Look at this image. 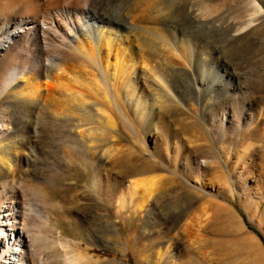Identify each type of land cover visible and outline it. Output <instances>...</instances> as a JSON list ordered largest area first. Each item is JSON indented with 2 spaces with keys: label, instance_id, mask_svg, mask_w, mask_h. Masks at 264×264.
Instances as JSON below:
<instances>
[{
  "label": "bare ground",
  "instance_id": "1",
  "mask_svg": "<svg viewBox=\"0 0 264 264\" xmlns=\"http://www.w3.org/2000/svg\"><path fill=\"white\" fill-rule=\"evenodd\" d=\"M174 2H179L183 6L190 23L180 24L165 18L169 3ZM152 3V7L143 8L141 14L135 15L128 11L124 18L115 19L110 15H102L98 13L99 11L98 16L91 17L93 0H0V101L35 103L45 108L47 118L49 114L58 122L56 123L59 126L56 127H59L61 131L59 133L69 148L62 153V159L60 158V162H63L62 168L68 166L67 161L74 163L77 161L92 168L91 177L85 182L79 199L84 213H91L93 221L97 220L105 226L113 222L109 212L111 204L116 203L119 208L140 209L152 197L154 204L160 209L158 214L168 218L181 210L182 206H191L196 197L217 198L223 195L225 189L227 192L229 187L226 188L224 185L231 184L225 175V178L219 177L220 180L218 178L209 185L202 183L198 185L189 179L188 172L198 169L200 158L209 161L207 164L209 167H219V164H224L229 159L227 157L223 159L221 156L228 152L229 147L226 149L225 145L218 143L219 137L217 139L210 136V133L206 132L207 129L203 133L196 128L197 126L205 128V115L212 114L218 109L222 110V115L220 120L215 122L220 124L221 134L224 135L228 128H233L235 125L231 121L228 124L224 121L229 120L226 117L227 112H237L231 103L234 99L233 104L238 102L239 96L236 92L245 84L243 78H246L248 73L237 68L247 66L249 61L253 60L257 64L264 63V39L259 44V49L263 53L258 56L253 55L255 50L253 47L245 45L247 52L245 63L240 60L239 64H235L231 58L234 66L232 69L225 68V80L223 84H219L218 91L222 92V98L215 100L214 95L209 92L211 84L208 83L209 76L205 67L210 68L212 60H222L219 41L248 38L256 30L264 27L263 7L256 0H245L240 5L241 10L237 14L235 12L231 14L230 9L229 11L221 8L218 3L211 4L209 0H152ZM64 12L69 13V16L64 15ZM196 93L203 94L198 97ZM241 100L243 102V97ZM227 104L230 105L227 107ZM262 113V109L259 108L256 117ZM9 118L12 124L21 127L20 122H23L21 116L11 113ZM48 121L50 122V119ZM254 123L248 126L247 122H244L237 134V143L241 149L238 156H233L230 160V171L236 170L238 164L246 160L245 152L252 147L249 139L252 136L262 137L264 134L262 133L264 131L259 130L260 122ZM9 125L0 122L1 177L9 174L8 171L12 169L11 163L17 167L21 158L28 162L27 156L24 158L17 154L19 150L33 149L31 147L33 137L26 135L25 139L24 134L10 131L13 128H8ZM24 128L28 130L27 126ZM204 128L202 127L201 131H204ZM117 129H124L134 139L135 144L128 139L126 141L135 148L118 142ZM8 130L13 134H5ZM231 134L233 133L226 135L233 139ZM167 137L170 139L169 145L172 146L171 152L167 150L164 152L168 147V143L164 142ZM151 142L155 144L156 149L150 150ZM165 143L167 147L163 148L162 144ZM181 163L184 165L183 171L186 175L180 172ZM255 167L256 163L252 159L241 165V168L251 175L257 174L258 170L262 176L263 169L260 166L256 167L257 169ZM163 168L170 172V176L151 175ZM135 176L137 177L128 180V185H125V179ZM22 177L20 175L17 181L12 179V193L9 194L7 191L12 196L8 195L7 199L0 200V237L8 233L11 241H14L9 258L0 264H45L47 262H42L40 257L36 259L37 251L35 253L33 251L37 249L32 250L31 247L32 240L38 235L35 237L33 232L31 238L24 231L27 228L23 229L26 224L22 226L26 221L22 222L26 212L22 208H25L24 198H27L23 197L22 187L25 181ZM159 178L162 179L159 181ZM21 181L24 182L22 186ZM32 184L28 182L26 185H31L33 189L31 192L34 191L43 197L42 188L36 185L34 187ZM5 187L9 186L1 179V193ZM237 194L238 198L243 200L238 191ZM172 195L178 197L181 203L176 200L174 202L173 198L171 199ZM42 197H39L40 200L45 201V197ZM34 198L33 200L36 199ZM224 198L234 200L235 192L229 196L225 195ZM40 200H36V204ZM263 201L264 195L260 193L256 202L254 201V206L249 207L247 203H243L247 213L252 217L257 216V211H262L258 221L259 225L262 224L261 228L264 227V207L259 209ZM32 202L34 203L31 200L30 206L35 205ZM214 203L216 212L210 219L207 218L208 221L197 223L195 230L204 231L206 226L214 231L221 230L223 217L229 213L238 225L237 238H240L242 243L247 244L248 241L251 243L247 244L251 248H247L246 251L251 252L249 256L252 262L250 260L248 262L264 264L262 248L264 246L257 237L251 236L245 230L246 225L239 219L240 215L229 205L219 201ZM47 204L44 203L45 207ZM53 205L55 203L47 205V208L48 206L53 208ZM184 210L183 207L182 211ZM177 220L180 223L179 219ZM191 231L190 228L188 232ZM189 236L191 237L190 234ZM43 237L41 241L43 239L46 241L45 236ZM172 237H169L170 241L167 244L170 250L175 247V240ZM174 237L178 236L174 234ZM179 238L183 241L181 237ZM58 241L60 240L52 239L49 246ZM38 242V239L35 240L33 245L36 246ZM67 245L68 243L64 242L61 248L67 254L65 255L68 257L67 261L70 259L69 263L75 264L81 258L90 257L87 251L81 254L79 248L74 252L75 246L72 247L70 253H74L70 256V253H67L69 252ZM32 254H35L37 261ZM159 254L162 255V252L159 251ZM29 255L33 256H31L33 260L30 259L32 261H29ZM246 256L248 255H244ZM66 257L62 260L65 261ZM90 258L87 260L90 261ZM84 261L83 264L89 262ZM169 264L182 263L171 260Z\"/></svg>",
  "mask_w": 264,
  "mask_h": 264
},
{
  "label": "rangeland",
  "instance_id": "2",
  "mask_svg": "<svg viewBox=\"0 0 264 264\" xmlns=\"http://www.w3.org/2000/svg\"><path fill=\"white\" fill-rule=\"evenodd\" d=\"M150 1L152 3V0H132V1L131 0H93V6H91L92 11L90 14L91 17L98 16L97 14L100 13L102 15H110L115 19L116 18L121 19L124 18L125 15H127L128 11H132L133 14L135 15L141 14L144 11L143 8L145 7L148 8L149 6L152 7L153 3L151 4ZM209 1L211 2V4L218 3L221 8L222 7L226 8V10L230 9L231 11L230 10L229 11L231 14L233 12L237 14L238 11L241 10L240 5H242L245 2V0H209ZM256 1L259 2L264 9V0H256ZM178 4L179 2L177 3L174 2V4L169 3V7L167 13L165 14V18L167 17L166 19L168 21L175 23H180V24L187 22L190 23L189 18L187 17V15H185L183 6ZM66 12H64L65 13L64 15L69 16V13L67 14ZM263 39H264V27L256 30L255 33H252L248 38L236 39L230 41H219L220 44L218 42V44L220 45L219 52L221 54V58L223 57L222 58L223 61L212 60L210 63V68L205 67L209 76L208 83L211 84V89H209V92L212 95H214L215 100L222 98L221 97L222 92L220 90L218 91V89L220 88L219 84H223V80H225V76H226L225 68L232 69V66H234V64L231 63L232 60L235 64H239L240 60H242L243 63H245V59L247 55V52L245 51L246 50L245 45H249L253 47L252 49H255L254 50L255 53L253 52V55L257 54L256 56H258L262 54L263 51L259 49L260 48L259 44L261 40L263 42ZM237 69H240L241 71L246 70L248 71V73L246 75V78L245 77L243 78L244 81L242 80L246 85L242 84L243 87L237 90L236 92L237 96H239L238 102L236 104H233L235 99L234 100L231 99L232 103L230 100V103L233 106H235L237 112L236 113L233 111L227 112L226 117H228L229 120L224 121L225 124H228V122L231 121L232 124L235 125L233 128L232 127L228 128L225 131L226 134L233 133L231 134L233 139L230 138V136L227 137L226 134L224 135L221 134L222 132L220 131L221 130V127L219 126L220 124L219 125L217 124L218 120H220V117L222 115L221 109L214 110L212 114L207 113V115H205L204 121L206 127L204 128V126H202L205 129L204 131H201L203 130L202 127L200 128L197 126L196 128L197 130L199 129L200 132L203 133L207 129L206 132L210 133V136H215L217 137V139L219 137L218 143L225 145L226 149L229 147L227 149L229 153L226 152L228 154L224 153V155L221 156L223 159L224 157L225 158L227 157L229 159H227L224 164L223 163L219 164V167L216 166L209 167L207 165L209 161L207 162L204 159L200 158L198 169L196 171L190 170L188 172L189 179L191 180V182L196 183L198 185L201 183L205 185H209L212 182L214 183L215 180H218L219 177L223 179L227 176L228 179H230L229 182L231 184L229 185L228 183L224 185L226 188L229 187V189H227V192L225 189V191H223V195L217 198L212 196L196 197V199L193 201L191 206L189 207L182 206L181 210L179 209L175 214L168 216V218H164L162 217L164 215L158 214L160 209L157 207V205L154 204L152 197H150L148 203L145 204L144 207H140V209L137 208L133 210V208L129 209L128 207L119 208V206L116 203L115 204L117 206L115 204H111L112 206H110L109 212L113 222H111L109 226H105L103 223L101 224L97 222V220H94L95 221L94 222L91 213L85 214L84 213L85 210L82 209V204L80 203L81 201L79 198H81V192L84 189L83 187H85L84 186L85 182L88 181L91 177L92 168L89 165L86 164L82 165V163L79 162L78 163L80 165L77 166L78 165L77 161L75 163L67 161L68 168L63 167L64 168L63 170L62 168L63 162H60L62 159L61 156L62 153L64 151H67L69 148L67 147V142L64 143L62 135H60L59 133L61 132L58 129L59 127H56L58 122L55 121L53 118H51L49 114L47 118V114H46L47 112L44 110L45 108H42L40 105H35V103L30 102L28 104L25 103L24 101H20V102L18 101L19 103L18 105L17 101H0V106H1L0 122L10 124L8 128L10 129L13 128V129L12 130L9 129V130L16 134L17 133L24 134L25 139L27 138L28 135L30 137H33L32 138L33 146H31L33 147V149L31 148L32 150L31 149L26 150L24 148L17 152L18 155L20 156L22 155L24 158H26L27 156L28 162L26 163L25 160L21 158L20 162L17 161L18 162L17 167L14 166L13 163H11L12 169L8 171L9 174L5 176L6 178L0 176V183H1V179L2 180L4 179L6 186H9V187H5V189H2L3 190L2 193L0 192L1 193L0 200H4V198L7 199L8 197L12 196L9 194L12 193L13 180L17 181L20 175L23 176L24 178L22 177V179L25 181V184L22 181L20 183L21 186L23 184L25 185V186L23 185L22 187L24 191L23 197H27V198L30 197V198H28L29 200L27 198H24L25 201L24 204L26 210L25 208L22 209H24V212L26 211L27 213L25 212L24 214L23 212V214L25 215L24 217L25 219L22 218V222H24L25 220L26 221L22 223V226L26 224L23 226V229L27 228L24 231L25 233H28L30 237L34 233H35V237L36 235H38L36 239L34 238V240H32L33 242L31 246L32 250L34 248L37 249L33 251V253H35L36 251L38 252V254L37 252L35 253L36 259L38 260V258L40 257L42 262L45 261L47 262L45 264L67 263L70 259L67 261L68 257L65 256L67 254L66 252H64L65 250H62L61 248L62 243L65 242L68 243L67 246L69 247V250H67V246H66V250L69 251L67 252L68 254L70 253V251H72L71 249L74 246L76 247V249H73V251L76 250L77 252V248H79L80 251L79 250L78 251L81 254L87 251L88 255L91 258L83 255L82 257H86V258L84 259L81 258L83 259V261L84 260L89 261L87 260V258L88 259L90 258L91 260L87 262V264H115V263L169 264L171 260H175L176 263H182V264H199V262H203V264H254L248 262V260L251 261L249 256L251 252L249 250L250 253H247V251L249 248H251V246L248 245L249 246L248 247L247 244H251V243L249 241L247 242V244L242 243V241L239 240L240 238H237L236 236L238 235L237 230H239L238 225L231 217V215L229 213H226V211H225L226 213L225 217H223L224 223L222 225L223 227L221 228V230L214 231L211 230V227L209 226L204 227V231L203 230L199 231V229L195 230L197 228L196 225L197 223H201V221L203 222L204 220L208 221V219H210V217L216 212L215 211L216 204L214 203V201H219L225 205H229L233 207L235 211L240 215L239 219L241 220V222H243L246 225L245 230L251 236H255V238L257 237L264 246V227L261 228L262 224L259 225L258 222L262 215V211H257V216L252 217L247 213L245 206L243 204V203H247L249 207L254 206L256 199L258 198V195H260V193L264 195V134H262V137L252 136L249 139V141L252 143V147L249 149V151L245 152L246 160H244L243 162L241 161V164L239 163L240 166L238 164L236 170L230 171L229 169L230 160L233 159V156H238L239 153L238 151L241 149V146L237 143L236 137L237 134L241 131V127L244 124V122H247L248 126L252 125L254 122L257 123L260 122L259 128L260 127L261 128L259 130L261 132L264 131V63L262 64L258 62L257 64V62L253 60V61H249V65L247 66L243 65L241 67H238ZM196 94H197L196 96L201 97L203 93L201 94L196 93ZM242 97H243V102L241 100ZM11 102L14 103L11 104ZM229 105L230 104H227V107ZM259 108L262 109L263 113L261 114V116L256 117L257 116L256 113L259 111ZM11 113L13 114L17 113V115L21 116V121L23 122H20V125L22 128L20 126L16 127L14 124L11 123V118H9V116H11ZM31 113H32L31 116L32 118L30 117ZM24 118H26L27 120ZM48 119H50V122L48 121ZM215 120L217 122H215ZM21 123H23V125ZM25 125L27 126L28 130L24 128L26 127ZM9 130L5 134L12 133ZM116 131H117L116 137L118 138V142H120V144H125L131 148H135L133 145H130V143L126 141V139H128L132 144H135L134 139L130 137L124 129H117ZM169 140L170 139L167 137L164 141L168 143V147L166 145L167 143H165L164 145L162 144L163 148L167 147L164 149V152H166V150L167 152L168 151L171 152L172 150V146L169 145L170 142ZM149 148L150 150H154L156 149V146L154 143L151 142ZM241 155L242 153H240V156ZM251 159L256 163L257 168H259L260 166L263 169L262 176L259 175L258 170H256L257 174L251 175L250 173H248L247 171L241 168V165L243 166L248 160ZM183 161L184 159L182 160V162ZM183 168L184 165L183 163H181L179 166V169H181L180 172L181 174L186 175V172L183 171ZM153 174L157 175V177H160L161 175L170 176V172L168 173V171L164 168L161 171L151 173V175ZM136 177L137 176L129 177L127 178V180L125 179L124 180L125 185H128V180H133ZM160 179L162 178H159V181ZM26 182L33 183L32 186L36 185V187L38 186V188L40 186V189L42 188L41 192L44 193V194L42 193L43 197L41 195L39 196L35 194L34 191L31 192L33 189L31 188V185H26L27 184ZM162 182L160 184H162ZM9 184H11V186ZM256 186H259L260 189L257 188ZM7 191L8 193L9 192L11 193L8 194ZM29 191L33 197H31ZM237 191L239 192L243 200L238 198ZM225 192L227 194H225ZM232 192L233 193L235 192L234 200H231L230 198L229 199L224 198L225 195L229 196L232 194ZM38 196L42 198L45 197L44 198L45 201L44 200L41 201ZM33 198L35 200H33ZM171 199L174 202L175 200L178 201V197L176 198V196L174 197V195L171 196ZM31 200L34 201V203L32 202V204H35L37 207L35 205L30 206ZM36 200H40V201H37L36 204ZM46 202L48 203L47 205H51L55 203L56 206L53 205V208L52 206L51 207L48 206L47 208V205L46 207L44 205V203ZM248 202L251 203L249 204ZM38 203L39 204L42 203L44 207L40 208L42 205L41 204L39 205ZM183 207L185 209L184 211H182ZM262 207H264V201L261 204L259 210H261ZM22 215L19 217L21 218ZM46 218L47 220L45 221ZM177 219H179L180 223H178ZM263 219H264V215H263ZM30 223L33 224L31 225ZM101 227L104 228L103 231ZM109 228H112L113 230L112 229L110 230ZM172 228L173 229L175 228V230H173ZM190 228L192 230L191 233L192 232L194 233L195 231L194 234L192 233L193 235L188 232ZM105 229L107 230L105 231ZM39 231L42 232L39 233ZM174 234H176L178 237H174ZM189 234L191 235V237L189 236ZM42 235L45 236L46 241L45 239L41 241V238L43 237ZM171 236H173L172 238L175 240L174 243L175 247L172 250L167 248V244L170 241L169 237ZM179 237H181L184 242ZM37 239L39 240L38 243L40 245L36 243L35 246V244L33 245V243H35V240L37 241ZM52 239L53 241L55 240L57 241L58 239L60 241H58L54 245L53 243H51V245L49 246L50 242H52ZM238 241L241 243H239ZM13 243L14 241L13 240L11 241V239L8 236V233L6 236L0 237V253H1L0 262H2L6 258L7 259L9 258L11 254L10 250H12ZM242 245H244L243 250H242ZM262 248L264 249V247ZM8 250L9 252H7ZM61 250L64 252V256L66 257L65 259L66 262L62 260L65 257L63 258L62 256L63 252L60 253ZM159 251L162 252V255L159 254ZM245 251L247 254H245ZM74 252H71L70 256ZM35 254H32L34 256V260H35ZM32 255H29L30 256L29 261L33 260L31 258ZM244 255H248V256L244 257ZM54 256H56V258ZM81 259H79L80 261L76 262L75 264L77 263L81 264L80 263ZM63 261L64 263H62ZM67 264H71V263L68 262Z\"/></svg>",
  "mask_w": 264,
  "mask_h": 264
}]
</instances>
